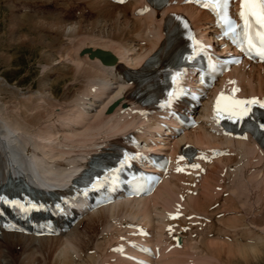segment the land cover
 Instances as JSON below:
<instances>
[{
    "label": "bare ground",
    "instance_id": "obj_1",
    "mask_svg": "<svg viewBox=\"0 0 264 264\" xmlns=\"http://www.w3.org/2000/svg\"><path fill=\"white\" fill-rule=\"evenodd\" d=\"M183 1L169 0L164 7L136 16L138 9L149 5L146 0L121 6L107 0H77L86 5L89 21L32 23L49 29L51 41L43 42L48 51L41 59L42 78L27 99H22L15 88H8L0 77V188L8 181L34 185L29 179L48 181L52 175L68 173L58 175L59 186L65 185L73 166L86 168L88 159L116 147L136 149L137 142L144 144L140 152L145 156L152 141L158 146H151V151L162 154L171 150L173 158L184 145L206 156L216 149L224 155L205 164L204 175H185L175 165L151 197L87 213L58 237L3 234L0 264H128L114 247L127 243L129 236L123 227L134 224L155 233L157 244L164 242L156 264H264V149L250 137L239 140L211 132L212 126L204 118L210 115V99L199 112L198 128L171 141L152 139L148 135L158 132L154 127L159 116L157 105L165 100L167 79L162 89L147 93L153 98L146 110L134 98L140 91L138 79L129 84L118 77L127 69L147 64L162 50L167 42L165 23L181 15L188 24L182 29L181 43L192 31L210 42L214 31L211 17L183 5ZM178 49L177 44L174 59ZM96 50L110 53L114 60L111 66L93 55ZM0 60L6 63L12 57L1 54ZM60 86L63 91L58 96ZM231 89L244 97L264 99V66L244 62L234 67L209 95ZM4 92L19 97L4 100ZM112 103L116 104L113 111L105 113ZM151 109V118L144 119ZM134 129L140 132L138 140H129L126 134ZM175 213L180 215L172 222L169 217ZM174 222L181 228L165 229ZM173 235L182 238L180 248L172 247Z\"/></svg>",
    "mask_w": 264,
    "mask_h": 264
},
{
    "label": "rangeland",
    "instance_id": "obj_2",
    "mask_svg": "<svg viewBox=\"0 0 264 264\" xmlns=\"http://www.w3.org/2000/svg\"><path fill=\"white\" fill-rule=\"evenodd\" d=\"M73 1L74 4L70 0H0V56L5 54L12 57L6 63L0 60V77L7 81L8 88H15V92L17 90L24 97L22 99H27L32 88L37 89L43 74L41 67L44 63L41 59L43 53L48 51L43 42L51 41L49 29L35 27L32 23L42 20H69L67 23L89 21L91 17L86 5ZM61 86L58 88V96L63 91ZM16 95L4 92L1 97L14 101L19 97Z\"/></svg>",
    "mask_w": 264,
    "mask_h": 264
},
{
    "label": "snow or ice",
    "instance_id": "obj_3",
    "mask_svg": "<svg viewBox=\"0 0 264 264\" xmlns=\"http://www.w3.org/2000/svg\"><path fill=\"white\" fill-rule=\"evenodd\" d=\"M226 3L227 0H214L213 3L204 6L216 11L217 8L221 7L222 4L226 5ZM240 7L239 16L243 21L245 29L243 35L247 48L249 51H255L257 56L264 59V0H241ZM144 11H147V9H144ZM228 23L231 24L232 22L228 20ZM256 103L259 102L255 99L251 101H232L225 105V111L230 113V119L233 117L237 120L244 119L251 111L248 106ZM260 107H264V103H260ZM260 127L264 129V124H261ZM177 171H180V169L178 168Z\"/></svg>",
    "mask_w": 264,
    "mask_h": 264
},
{
    "label": "water",
    "instance_id": "obj_4",
    "mask_svg": "<svg viewBox=\"0 0 264 264\" xmlns=\"http://www.w3.org/2000/svg\"><path fill=\"white\" fill-rule=\"evenodd\" d=\"M94 55H96L97 57H99L101 60H103L104 62L106 61V60H104V56H105V54H104V52H102V51H96L95 53H94ZM107 63H109V62H107Z\"/></svg>",
    "mask_w": 264,
    "mask_h": 264
}]
</instances>
